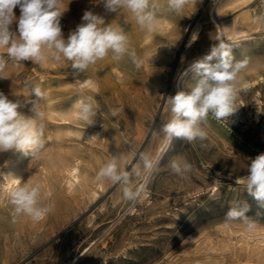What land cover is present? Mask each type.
<instances>
[{
    "label": "rangeland",
    "instance_id": "obj_1",
    "mask_svg": "<svg viewBox=\"0 0 264 264\" xmlns=\"http://www.w3.org/2000/svg\"><path fill=\"white\" fill-rule=\"evenodd\" d=\"M98 2L63 0L64 37L92 10L140 42L133 49L143 61L139 69L127 53L115 61L109 51L75 73L63 58L41 65L16 61L0 51L5 63L0 91L20 101L18 111L26 117L34 116L32 100L45 113L43 120L35 117L44 126V147L37 155L16 149L0 152V185L2 171L12 160L34 170L47 157L59 165L79 158L86 176L72 188L62 172L47 177L40 184L39 206L51 211L39 221L0 211V264H264V207L243 183H236L248 174L250 161L264 154V0H188L180 12L170 10L167 0H157L151 31L141 28L129 10L106 12ZM14 13L19 17L18 7ZM244 16L251 34L225 40L236 61L248 60L238 74L237 110L219 121L210 113L201 123L204 140L174 138L156 156L165 138L160 126L171 119L168 98L178 92V83L186 90L194 82L191 69L184 76L189 62L216 45L219 30L224 32L222 21L231 25ZM90 69L98 81L92 79V86L82 91L78 80ZM35 87L43 97L33 95ZM81 94L94 102L95 115L57 127L52 110L69 106ZM99 129L103 137L96 134ZM142 153L153 161L150 170L143 166ZM113 158L119 170L129 172L128 186L139 191L135 201L124 197V184L97 179ZM173 160L186 161L191 169L178 174L172 170ZM245 204L250 206L246 216L251 229L243 219L225 217L229 208Z\"/></svg>",
    "mask_w": 264,
    "mask_h": 264
},
{
    "label": "clouds",
    "instance_id": "obj_2",
    "mask_svg": "<svg viewBox=\"0 0 264 264\" xmlns=\"http://www.w3.org/2000/svg\"><path fill=\"white\" fill-rule=\"evenodd\" d=\"M106 12L117 13L120 9H127L134 14L141 28L151 31L155 27L159 4L157 0H99ZM188 0H167L168 8L174 12L183 10ZM19 8L17 17L14 9ZM66 9L63 0H0V51L6 50L7 55L16 61H32L37 64H47L49 60L61 61L62 58L71 62L70 67L75 73L85 71L90 64L105 58L109 51L112 59L119 61L127 53L131 56L136 68H140L143 61L138 59L135 52H129L128 37L124 30L106 24L104 18L86 10L81 23L76 29L64 37L60 25V18ZM13 23L16 29H12ZM193 39H195L193 37ZM220 42L211 47L210 52L191 65L193 83L186 90L178 91L168 98L171 119L160 126L169 143L176 138L193 142L204 140L207 133L201 123L206 121L209 114L216 120L229 118L236 110L238 97V74L247 64V58L236 61L232 46L217 38ZM215 61V62H213ZM5 63L0 59V71ZM33 95L43 97L39 87L33 89ZM33 117L22 115L18 109L19 100L9 99L0 91V152L16 149L38 154L44 147V126H37L35 117L44 119L45 113L37 110L35 100L31 101ZM93 101L81 102L76 105L80 119L88 121L95 115ZM116 115V111L112 112ZM140 159L145 169L153 167L149 154L142 153ZM172 170L176 173L187 172L191 165L186 161L171 162ZM136 175H140L139 169ZM109 178L114 183L125 185L124 197L135 201L139 191H133L129 185V172L118 168L115 158L100 169L97 179ZM236 183H243L247 193L257 203L264 207V154L257 155L248 165V174L237 179ZM41 195L40 185L31 188L19 187L11 193L17 214H27L34 221L44 218L51 209L39 206ZM249 207L229 208L225 214L226 220L243 219L251 229L253 224L246 213Z\"/></svg>",
    "mask_w": 264,
    "mask_h": 264
},
{
    "label": "bare ground",
    "instance_id": "obj_3",
    "mask_svg": "<svg viewBox=\"0 0 264 264\" xmlns=\"http://www.w3.org/2000/svg\"><path fill=\"white\" fill-rule=\"evenodd\" d=\"M248 21H249V18L245 17V16L238 19V20L237 19L234 20L231 23V25H228L224 21H222L224 32L222 30H219L218 38L225 42V40L235 39V38H239L242 36L250 35L252 28L245 26V24ZM126 35H129V34L127 33ZM128 38H129L128 39L129 40V48L131 51H133V49L136 48L137 44L140 42L135 43V39L133 40V36H131V35ZM219 42L220 41L218 40L216 45ZM130 44H131V46H130ZM146 53L148 54V53H150V51H146ZM195 61L196 60L189 62L188 69L186 68L187 70L184 73V76L191 69V65ZM95 74H96L95 70L90 69L87 71L86 77L84 79L78 80L77 84L79 85V87L82 91L88 89V85H91L92 79H95L96 81H98ZM254 82H255V80L252 83H254ZM181 84H179V83L177 84V90L178 91L185 90V86L182 84V87H181ZM81 102H87L84 94H81L75 101L72 102V104H70L69 106H67L65 108L57 107V108L53 109L51 114H50V117L53 120L58 121L55 123V125L57 127H63V126L65 127V123L62 121H68L69 122V121H73L75 119L80 118L79 109L76 107V105L78 103H81ZM59 121H61V123H59ZM34 122L38 126V122L36 119L34 120ZM59 132L60 131H58L57 135L60 134ZM96 134L98 135V137L104 136V132L101 129H99L96 132ZM168 144H169V142L167 141V138L165 136V138L161 141V143L157 147V150H156L157 155L156 156H160L163 152H165V149L167 148ZM157 158L158 157H156V159ZM153 159H155V158H153ZM61 172L68 179V184L67 183L66 184L69 185L70 188L75 186L76 183H81V180H84V181L86 180V176H85L83 168H82V162L79 158L74 159L73 161H71L69 163L59 165V164H57V160L55 158L47 157V158L43 159L41 162H39L37 164L36 169H34V170L27 169L17 160L10 161L9 163H7L6 167L2 171V175H1L2 183L0 185V211L3 213H6V214L9 213V211L15 212L16 206L12 202L11 193L13 191H15L17 188L25 187V186L31 188L37 184L43 185L45 182V179L47 177H51V178L55 177L56 178ZM5 218H7V217H5ZM195 264H200V263H195Z\"/></svg>",
    "mask_w": 264,
    "mask_h": 264
}]
</instances>
